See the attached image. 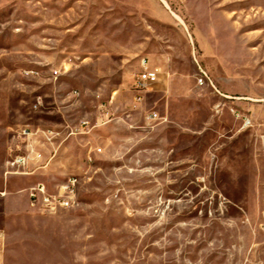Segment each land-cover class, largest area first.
<instances>
[{"label": "rangeland", "instance_id": "obj_1", "mask_svg": "<svg viewBox=\"0 0 264 264\" xmlns=\"http://www.w3.org/2000/svg\"><path fill=\"white\" fill-rule=\"evenodd\" d=\"M26 130L49 163L7 175ZM0 233L5 264H264V0H0Z\"/></svg>", "mask_w": 264, "mask_h": 264}, {"label": "built area", "instance_id": "obj_2", "mask_svg": "<svg viewBox=\"0 0 264 264\" xmlns=\"http://www.w3.org/2000/svg\"><path fill=\"white\" fill-rule=\"evenodd\" d=\"M147 59H142L141 67L143 71L137 76L134 83V89L137 93L135 101L141 102L144 93L150 88V85L156 83L159 79V70L150 69ZM206 80L207 75L205 74ZM204 85V84H199ZM86 126V123H83ZM39 131H37L38 134ZM44 138L51 142L53 139V132H42ZM35 133H31L28 130L24 131L23 136L27 141L26 151L23 154L17 153L7 161L6 167L8 168L6 174L27 176L31 175L37 170L44 169L47 163L45 162L44 153L42 151H36L34 147V140L31 139ZM56 153L52 155V160ZM75 177H71L65 184L59 187L57 193H50L49 189L44 187H32L30 189V202L33 207L39 205L49 212L56 211L59 208L73 207L76 203V193L73 192V180ZM3 239V234L0 233V241Z\"/></svg>", "mask_w": 264, "mask_h": 264}, {"label": "crops", "instance_id": "obj_3", "mask_svg": "<svg viewBox=\"0 0 264 264\" xmlns=\"http://www.w3.org/2000/svg\"><path fill=\"white\" fill-rule=\"evenodd\" d=\"M149 62V61H148ZM149 68L150 69H157V68H154V67H152L151 65H150V62H149ZM159 70V69H158ZM149 91V89L146 91V92H148ZM145 92V93H146ZM145 93H144V95H145ZM137 94V93H136ZM144 95H143V98H144ZM143 100V99H142ZM24 147V149L26 150V146H23ZM4 260H5V235L3 236V239H2V241H0V264H5L4 263Z\"/></svg>", "mask_w": 264, "mask_h": 264}, {"label": "bare ground", "instance_id": "obj_4", "mask_svg": "<svg viewBox=\"0 0 264 264\" xmlns=\"http://www.w3.org/2000/svg\"><path fill=\"white\" fill-rule=\"evenodd\" d=\"M200 81L203 82V79H200ZM75 187H76V185H75V181L73 180V192H74V193H75V191H76V190H75Z\"/></svg>", "mask_w": 264, "mask_h": 264}]
</instances>
